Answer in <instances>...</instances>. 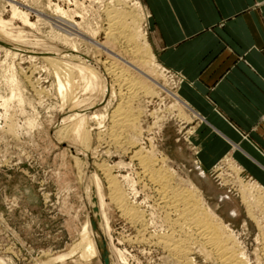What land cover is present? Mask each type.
<instances>
[{
	"label": "rangeland",
	"instance_id": "rangeland-1",
	"mask_svg": "<svg viewBox=\"0 0 264 264\" xmlns=\"http://www.w3.org/2000/svg\"><path fill=\"white\" fill-rule=\"evenodd\" d=\"M139 1L142 13L124 0H0L7 21L0 29L1 264H184L165 240L180 233L160 192L191 185L242 263L264 264L263 208L243 197L245 190L264 196L263 171L239 150L202 164L191 138L200 118L174 96L183 75L141 66L133 44L110 38L113 11L128 22L134 16L147 33ZM55 71L68 75L70 93L60 94ZM124 76L142 84L129 94ZM121 109L130 121L115 123ZM156 170L166 178L153 181ZM109 177L138 219L111 197ZM83 230L95 248L89 257ZM192 242L185 243L190 264H219Z\"/></svg>",
	"mask_w": 264,
	"mask_h": 264
},
{
	"label": "crops",
	"instance_id": "crops-1",
	"mask_svg": "<svg viewBox=\"0 0 264 264\" xmlns=\"http://www.w3.org/2000/svg\"><path fill=\"white\" fill-rule=\"evenodd\" d=\"M141 1L158 64L183 75L179 94L200 118V162L239 150L264 173V0Z\"/></svg>",
	"mask_w": 264,
	"mask_h": 264
},
{
	"label": "bare ground",
	"instance_id": "bare-ground-1",
	"mask_svg": "<svg viewBox=\"0 0 264 264\" xmlns=\"http://www.w3.org/2000/svg\"><path fill=\"white\" fill-rule=\"evenodd\" d=\"M124 2L130 3V5L133 6L137 12H139V13L143 12V5L141 4V2L139 0H124ZM12 11H13V15L20 14L23 16V18L25 20H27L26 14L24 12L18 11V9L16 7H13ZM127 16H128V14L123 12V11L110 12L109 22H108V24H109L108 27L110 26V28H108V30L110 31L109 32L110 38L116 39L117 37H121V38H124L129 43V45L133 44L132 53L134 56L139 57L138 60H139V63L141 64V66L142 65L144 66L147 64L154 65V66L157 64V66H159L158 63L154 62L155 56H154L153 52L151 51V48H150L149 43L147 41V37H146L147 33L145 31H143V29L141 30V28H138L140 26L136 25V22L134 21V18H133L134 16L130 17V18H132L131 22H128L129 18ZM6 24H7V21L3 20L1 18L0 19V29L3 30ZM50 61L52 62V65H54L55 67L60 66V64L62 63L61 61H60L61 62L60 63L58 60H54V59H51ZM61 65H63V64H61ZM64 65L67 66V64H64ZM142 70H144V69H142ZM55 73H56V79H57L56 80L57 87H58V91L60 92V94L63 91L67 92L68 89L70 90L72 87L70 85V79L68 78V75L66 73H64V76H61L58 71H55ZM62 73L63 72H61V74ZM142 74H143V71H142ZM144 77H145V75H144ZM124 80H125V82L123 85H125V89L129 92V94H132L133 92H135V89L137 88V86L139 88V86L142 84V83H140V82H138L132 78L131 79L126 78ZM174 96L180 103H183L184 105H186L184 103V100L181 98V96L179 94V90H178V92L174 93ZM123 112H124L123 110L122 111L119 110L117 112V114L114 115V118L116 117L115 123H117L116 120H120V121L122 120V122L124 120L127 122L128 118L127 117H126L127 119L124 118V115H126V114H123ZM184 113H186V112H183V114ZM117 116H121V117L117 118ZM128 121H130V120H128ZM118 124H120V122ZM10 126H13V124H10ZM145 157L147 158L148 156L146 155ZM145 157H141V161L143 162L144 167H147L148 170H150V172L151 171L153 172V170L149 169L151 167L150 162L152 161V159L150 157H148L149 159L148 158L145 159ZM152 164H154V163H152ZM196 166L198 168H200L199 165L196 164ZM161 167H162V164H161ZM153 168H155V167H153ZM158 171L156 170V172L153 176H151L149 174L150 175L149 177H152V180H153V177L156 180H160V181L164 180L166 178V176H165L166 173L164 172V174H163L162 173L163 171H161V172H158ZM109 183L113 189V190H111V197L117 202V205H119L121 211L125 215H128L129 217H131L134 220L136 218L138 219L140 215L138 216V213L133 209V207H130V205H128V203L125 201V196H124L123 191L119 190V188H117L115 181H113V179H111L110 177H109ZM161 183L164 184L165 182L164 183L161 182ZM247 186H248V184H247ZM171 189L170 190L164 189L163 191L160 192L161 194L159 193L161 201L163 203L162 204L163 207L166 206L167 207L166 210H169L170 211L169 213H172L174 215V218L170 219V221L168 220L169 223L173 227H175V228L177 227L178 231L180 233L179 238L173 236V233H172V235L166 236L167 239L165 238V240L171 242L168 245L170 252L173 253L178 258H181L183 260L182 263L190 264V260L187 257V248L188 247L185 245V243L186 242L189 243L190 240H191V242H192V240H194V243L196 241L200 243L199 245L202 246V249L205 252L204 253L205 255L213 256L214 259L219 262V264H243L242 263V257L240 255V253H238V250L236 248H234L233 243H230V238H229L230 236L226 235V233L223 231L224 228L216 221L217 217L213 213V211L201 201L200 197H198V195H197L198 192L195 193L196 190L193 189V185H191L189 187V189H190L189 191L187 189H186V191H184L185 190L184 188H183V191H182V188H179L181 190H178V189L177 190H173V189L171 190ZM243 197L244 198L247 197V200L249 198L250 199L249 202L251 204H253L254 207L256 206L257 210H258V207L263 208L262 210L264 213V205H262V203L264 202V196L263 197L257 196L254 193L249 194L247 192V190H245V191H243ZM249 210H251V209H249ZM165 212H168V211H165ZM260 212H262V211H260ZM168 214H167V216H168ZM168 218H170V217L168 216ZM84 231L85 230H83L82 242L80 244L81 248H82V256L89 257L95 253V248H94L92 242L86 237V234Z\"/></svg>",
	"mask_w": 264,
	"mask_h": 264
}]
</instances>
